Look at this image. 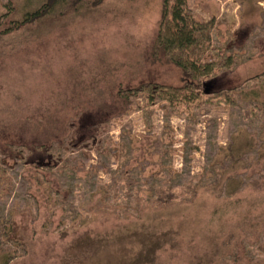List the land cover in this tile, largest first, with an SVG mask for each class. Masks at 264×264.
Returning a JSON list of instances; mask_svg holds the SVG:
<instances>
[{"label": "rangeland", "instance_id": "1", "mask_svg": "<svg viewBox=\"0 0 264 264\" xmlns=\"http://www.w3.org/2000/svg\"><path fill=\"white\" fill-rule=\"evenodd\" d=\"M45 1L0 0V264H264V105L239 94L264 79V0H187L216 64L189 105L135 89L182 86L162 0L20 24ZM199 179L193 205L154 202Z\"/></svg>", "mask_w": 264, "mask_h": 264}, {"label": "trees", "instance_id": "2", "mask_svg": "<svg viewBox=\"0 0 264 264\" xmlns=\"http://www.w3.org/2000/svg\"><path fill=\"white\" fill-rule=\"evenodd\" d=\"M104 2L105 0H46L38 11L29 14V17H26L20 24L25 25L37 19L48 17L56 11L64 15L72 10H78L80 7L96 8ZM202 27V23L187 9V0H162L155 48L157 52H163L168 62L174 64L181 70L182 86H156L154 83L148 82L136 87V91L149 92V94H154L157 91V94L164 99L177 100L185 105L200 100L202 97L201 92L205 94L216 93V88H214L215 78L208 79L215 74L216 64L214 62L202 63L195 54L196 49L201 45L202 39L200 37V31ZM7 29L10 30V28ZM254 85L250 90H248L249 88L242 89L239 92L240 97L243 101L248 102L250 106L253 105L256 107V104L260 103L258 102L260 100L264 105V79L257 80ZM125 91L121 90L123 94ZM123 96L125 97V95ZM230 147L232 151H238L243 156L246 152L250 151L249 147H252V144H239L235 138V141ZM255 183L247 187L258 190L260 187H264V184H258L259 181ZM202 187H204L203 181L199 179L196 183H188V186H184L181 192H176L173 188H169L158 194L154 202L162 206H172L175 204L177 208L184 207L185 205L191 206L198 198ZM152 197L155 196L151 195V200ZM257 201L258 199L253 201V203ZM226 202H229V200ZM223 204L227 205H222L221 208H227L229 206L228 203ZM221 208L209 214L210 222L213 221L214 213L218 212ZM183 223L185 222L183 221ZM207 223L209 222L206 221ZM185 227L187 226H183V229Z\"/></svg>", "mask_w": 264, "mask_h": 264}]
</instances>
